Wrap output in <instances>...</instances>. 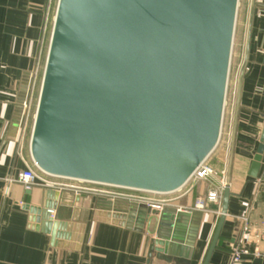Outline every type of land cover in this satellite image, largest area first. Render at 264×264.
<instances>
[{
    "label": "water",
    "instance_id": "obj_1",
    "mask_svg": "<svg viewBox=\"0 0 264 264\" xmlns=\"http://www.w3.org/2000/svg\"><path fill=\"white\" fill-rule=\"evenodd\" d=\"M237 2L58 0L29 141L35 167L53 178L138 192L180 190L219 140ZM255 5L249 1L221 218L206 261L226 214ZM263 151L264 125L251 178ZM119 202H104L100 213L122 227L145 225L154 236L149 259L190 264L198 214ZM28 212L51 243L62 237L43 207Z\"/></svg>",
    "mask_w": 264,
    "mask_h": 264
},
{
    "label": "crops",
    "instance_id": "obj_2",
    "mask_svg": "<svg viewBox=\"0 0 264 264\" xmlns=\"http://www.w3.org/2000/svg\"><path fill=\"white\" fill-rule=\"evenodd\" d=\"M57 1L0 0V264H167L148 258L154 236L146 233L145 225L132 229L120 226L119 222H109L99 211L109 200L93 194H77L65 187L79 183L41 174V179L63 188H45L37 183L25 190L20 184L8 183L19 172L33 167L29 152L31 135L25 134L19 140L16 122L26 79L40 64L45 48L50 5L54 2L56 10ZM49 40L50 37L47 50ZM233 110L234 103L226 140L221 144L219 136L216 147L204 161L217 180L224 174L223 182ZM263 125L264 0H256L249 61L242 82L233 142L226 214L207 261L221 218L223 192L219 204L206 203L204 210H197L195 202L204 200L213 187L210 182H199L191 189L185 186L176 192L171 198H178L168 207L199 215L190 264H205V261L206 264H229V249L240 218L244 216L262 233V238L256 242L264 250V151L256 178L248 176ZM41 207L52 221L61 224L62 237L53 243L45 225L36 229L31 221L28 208ZM245 264H264V260L254 259Z\"/></svg>",
    "mask_w": 264,
    "mask_h": 264
},
{
    "label": "built area",
    "instance_id": "obj_3",
    "mask_svg": "<svg viewBox=\"0 0 264 264\" xmlns=\"http://www.w3.org/2000/svg\"><path fill=\"white\" fill-rule=\"evenodd\" d=\"M39 66L40 65L38 64L35 70L29 73L19 102V115L16 122V134L19 140H22L25 134L31 135L32 132L42 82V76L39 81ZM40 174L42 176H48L40 172L33 164V167H27L25 170L19 172L17 177L14 180H8V183L14 182L20 184L25 190H29L37 183H40L41 186L45 188H63V186H57L41 179ZM223 176L224 174H222V178ZM222 178L221 180H217L212 169L205 165L204 162L195 170L183 187L188 186L191 189L199 182H210L213 186L212 189L206 193L204 200L198 199L195 202V209L204 210L206 203H220L221 193L224 188ZM75 182L80 185H68L65 187L74 190L77 194H93L109 201H124L128 203L144 204L151 210L157 212H162L165 208L172 206V203L178 198H171L176 192L167 195H157L105 185L78 181ZM176 210L182 211L179 209ZM239 222V229L237 230L229 249V264H245L254 259L264 260V250L260 249L256 242V240H260L262 238V233L258 232L257 228L250 223L248 216L241 217Z\"/></svg>",
    "mask_w": 264,
    "mask_h": 264
},
{
    "label": "rangeland",
    "instance_id": "obj_4",
    "mask_svg": "<svg viewBox=\"0 0 264 264\" xmlns=\"http://www.w3.org/2000/svg\"><path fill=\"white\" fill-rule=\"evenodd\" d=\"M249 1L250 0H238L237 9H236V17L234 24V31L232 37V45L230 52V61L228 67V76H227V85H226V93L224 100V108H223V116L220 130V142H224L226 140V135L229 131L231 112L234 103L236 83L238 78V73L243 61L244 48H245V40H246V31H247V20H248V11H249ZM50 12L48 16V21L46 25V33L44 40V51L41 57L40 66H39V81L42 76V71L44 67V58L46 59L47 52V42L50 37L51 32V23L55 11L54 2L50 5ZM38 91V90H37ZM37 95V93H36Z\"/></svg>",
    "mask_w": 264,
    "mask_h": 264
}]
</instances>
